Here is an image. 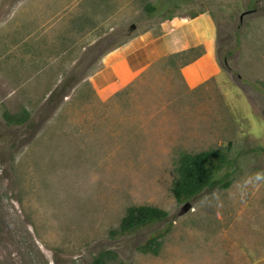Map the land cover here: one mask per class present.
Returning a JSON list of instances; mask_svg holds the SVG:
<instances>
[{"label":"rangeland","instance_id":"1","mask_svg":"<svg viewBox=\"0 0 264 264\" xmlns=\"http://www.w3.org/2000/svg\"><path fill=\"white\" fill-rule=\"evenodd\" d=\"M194 14L212 25L172 22ZM209 149L229 150L231 185L176 201L180 154ZM141 205L168 217L112 235ZM157 232L159 255L141 253ZM100 254L264 264V0H0V264Z\"/></svg>","mask_w":264,"mask_h":264},{"label":"trees","instance_id":"2","mask_svg":"<svg viewBox=\"0 0 264 264\" xmlns=\"http://www.w3.org/2000/svg\"><path fill=\"white\" fill-rule=\"evenodd\" d=\"M147 10L153 12L156 7L148 5ZM169 18H172L169 17ZM179 55V54H177ZM57 92L49 99L51 102ZM62 94V92L60 93ZM63 95V94H62ZM24 115H7L8 123L24 125L28 121L29 113ZM229 162V150L209 149L196 154L181 153L177 162L176 179L173 182L172 193L176 201L182 203L192 200L205 191L215 188L227 189L231 185V174L226 173L222 178L218 175ZM168 213L158 207L141 205L130 206L123 217L119 229L112 231V235H128L151 225L166 220ZM166 232H157L150 236L138 249L143 254L158 256L161 248V238ZM105 254L96 257L92 264H105Z\"/></svg>","mask_w":264,"mask_h":264},{"label":"crops","instance_id":"3","mask_svg":"<svg viewBox=\"0 0 264 264\" xmlns=\"http://www.w3.org/2000/svg\"><path fill=\"white\" fill-rule=\"evenodd\" d=\"M194 20H191L193 19ZM181 19V18H180ZM172 22H175V24L181 22L180 25H185L186 27H188V25H203L206 23V25H212V21L210 20H205L204 17L200 16V15H196L194 14L193 17H189L185 19V22L182 20H178L177 19H173ZM201 22V24H199ZM205 22V23H204ZM209 31L206 34V39L205 40V47H206V54L204 55V61H206V63H211L212 65H214L215 63V58H214V54L211 48V43L208 41L209 40ZM203 37L204 34H203ZM184 38V37H183ZM183 38H180V40H182ZM177 45V44H176ZM173 47H175V45L172 44ZM178 47L180 46V50H185L186 46H181V45H177ZM182 47V48H181ZM208 70V69H207ZM205 69V67L203 66V63H201V60L196 62L195 64H193L192 66H187L183 69V74L184 77L186 78L187 83L190 84V86L192 87H196L198 85L201 84V82H204L206 77L209 76V72ZM133 77H135L133 75V71L131 72V74Z\"/></svg>","mask_w":264,"mask_h":264},{"label":"water","instance_id":"4","mask_svg":"<svg viewBox=\"0 0 264 264\" xmlns=\"http://www.w3.org/2000/svg\"><path fill=\"white\" fill-rule=\"evenodd\" d=\"M188 210V207H185V211Z\"/></svg>","mask_w":264,"mask_h":264}]
</instances>
